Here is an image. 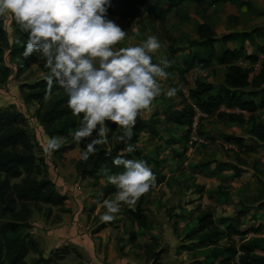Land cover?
<instances>
[{
    "label": "rangeland",
    "instance_id": "rangeland-1",
    "mask_svg": "<svg viewBox=\"0 0 264 264\" xmlns=\"http://www.w3.org/2000/svg\"><path fill=\"white\" fill-rule=\"evenodd\" d=\"M169 1L172 0H162V3L167 5ZM174 1L178 4L164 23H159L142 9L110 12L106 18L127 34L116 48L138 46L154 35L161 48L153 54L152 62H170V67L165 69L168 76L161 81L165 92L186 84L193 86L195 82L217 89L222 84L224 70L216 64L207 70L196 68L184 79H179L176 72L182 60L196 52L190 42L196 39L198 25H209L217 37L233 31L263 30L264 0H252L254 13L230 4L212 6V0ZM0 18L7 36L0 44V112H14L24 119L22 127L29 136L32 152L44 163L39 170L67 199L61 208L29 205L30 227L23 232L32 235L42 256L47 257L53 249L66 246L70 252L60 264H88L92 258L88 257V261L85 252L90 249L98 254L96 258L101 264H120L122 260L127 264H192L194 260H203L199 253L204 246L199 243L194 230L198 217L204 213H210L218 225L223 219H230V224L239 231V235L221 241L222 245L232 243L239 249L244 242L264 239V145H258L246 135L253 121L264 122V109L259 108L254 114L247 112L242 124L216 118V114L204 115L196 128L197 141L189 144L183 143V129L163 125L164 113L181 108L182 97L177 93L171 98L163 94L157 97L151 111H145L141 118L147 122L155 121L158 136L142 133L137 143L140 155L134 158L146 161L156 177L155 187L135 206L146 217V226H139L128 214L130 208L123 204L114 220L101 222L99 217L104 209L99 208L98 203L113 197L104 198L102 192L111 184L102 175L98 180L78 175L76 165L82 152L79 147L68 152L56 150L50 155L43 151L48 138L59 136L48 135L38 121V103L24 101L27 90L23 87L44 79L49 70L44 67L43 59L34 54L25 59L24 72H18L20 61L24 59L22 52L15 54L12 50L18 36L11 17ZM256 44L260 53L264 49V39H258ZM247 49V53L251 52L249 45ZM260 98L261 94L257 92L248 99L258 107ZM42 105L44 110L48 101ZM240 136L245 137L246 143L255 151L253 154L240 151L234 141L227 140ZM71 140V134L63 138L61 147ZM100 146L109 148L111 141ZM234 169L242 172L240 177L235 178ZM74 243L79 248H72ZM36 258L37 255L30 253L25 260L30 262ZM233 260L237 262L236 257Z\"/></svg>",
    "mask_w": 264,
    "mask_h": 264
},
{
    "label": "trees",
    "instance_id": "trees-1",
    "mask_svg": "<svg viewBox=\"0 0 264 264\" xmlns=\"http://www.w3.org/2000/svg\"><path fill=\"white\" fill-rule=\"evenodd\" d=\"M177 4L174 0L169 1L167 5H164L162 0H110L106 16L110 12H119L125 9H142L159 23H164L166 17ZM210 4L212 6L230 4L237 9L245 8L249 12L253 11L251 4L242 0H212ZM11 20L18 36V41L12 50L18 54L24 51L27 34L21 32L19 26L12 18ZM254 35L264 38V31L256 29L250 33H232L221 37L219 42L225 49L220 55H217L215 44L218 41L214 30L204 23L198 25L196 39L190 42L191 46L196 47V52L185 57L181 66L176 69L179 79H184L187 73L196 68L209 69L213 61L226 67L223 87L217 95L211 94L213 91L211 85L198 82H195L194 87L188 92V98L203 115L210 116L216 113L217 118L242 124L243 117L241 115L221 113L219 112L220 108L239 109L251 114H254L259 108L264 109V59L260 62L259 71L251 78L249 77L250 69H243L236 65L240 60H246L250 64L257 62V55H247L244 50L245 41L252 40ZM6 39L3 21L0 18V44L1 42L4 43ZM231 42L237 43L238 48H227ZM263 53L264 49L260 51V54ZM26 65L27 61L21 60L18 72H24ZM23 89L27 90L23 96L25 102L38 103L40 107L37 112L38 121L45 127L49 136L68 138L70 132L79 127V120L82 119V115L80 118L72 116L71 110L67 107V97L58 85L54 83L51 92L48 93L45 79H41L32 85H24ZM177 89V94L183 99L182 107L181 109L166 111L163 115V122L169 126L186 128L184 138L187 139L194 110L186 102L180 89ZM246 89L251 91L243 92ZM257 92L261 94L258 107L252 99H248ZM46 100L48 105L43 110L42 104ZM23 122L24 119L14 112H0V264H60L69 253L66 248L51 251L49 256L44 257L34 238L29 233L23 232L30 227L28 224L30 204L61 208L67 200L65 196L56 191L54 184L46 179L39 170V166L44 165V163L37 160L33 154L29 136L22 127ZM155 125V121L147 122L141 116L137 118L131 140L135 146V151L131 154H125L124 158L139 157L137 148L139 136L142 133L157 136ZM108 127L110 131L107 140L111 141V146L104 148L97 145L95 153L90 155L87 161H82L79 158L76 172L80 177L98 180V172L102 167L107 168L109 174L120 173L124 170L122 167H114L112 164V159L125 147L116 138L122 133L117 132L114 124L109 123ZM246 134L264 145V122L255 123L253 121ZM95 135L94 132L93 138ZM227 140L234 141L240 151L254 152L253 149L243 146L241 138ZM87 142L84 140L77 145L71 140L68 145L60 147L57 152H68L75 147H79L83 151ZM234 173L235 178H238L241 171L234 169ZM38 176L41 178L38 179ZM16 180L19 181L18 184L12 183ZM115 191L116 189L112 185H107L102 190L105 198L113 195ZM18 208L19 210H17ZM127 212L139 226H146V217L138 207L135 210L127 209ZM221 222L223 223L216 224L210 213H204L198 217L194 233L198 235L199 243L204 246V250L199 253L203 260H194L192 264H204L203 261L208 260L213 262L209 264H264V239L255 238L244 242L239 249H236L232 243L222 245L221 241H228L233 235L240 233L230 224V219L225 218ZM30 253L37 255V258L26 262L25 258ZM235 257L237 262L233 260Z\"/></svg>",
    "mask_w": 264,
    "mask_h": 264
},
{
    "label": "clouds",
    "instance_id": "clouds-1",
    "mask_svg": "<svg viewBox=\"0 0 264 264\" xmlns=\"http://www.w3.org/2000/svg\"><path fill=\"white\" fill-rule=\"evenodd\" d=\"M109 6L110 0H0V17H11L27 34L23 58L38 54L49 70L44 77L47 92L55 83L66 95L72 116L82 115L79 127L70 133L77 145L88 141L80 159L87 161L97 145L107 143L109 123L122 133L116 138L125 147L112 164L124 170L109 174L102 167L98 172L116 189L112 198L98 203L104 209L99 219L105 223L114 220L122 204L135 210L140 198L155 187L156 177L146 161L124 157L135 151L131 140L137 118L151 111L160 95L171 98L178 91L162 89L170 62H152L161 48L156 36L138 46L116 48L127 34L106 18ZM62 141L48 138L43 151L52 154Z\"/></svg>",
    "mask_w": 264,
    "mask_h": 264
},
{
    "label": "crops",
    "instance_id": "crops-1",
    "mask_svg": "<svg viewBox=\"0 0 264 264\" xmlns=\"http://www.w3.org/2000/svg\"><path fill=\"white\" fill-rule=\"evenodd\" d=\"M242 1H247V2H249L250 4H251V6H252V9H253V11H251V12H249V11H247L245 8H241L240 10H245V11H247V12H249V13H254L255 12V7H254V5H253V3H252V0H242ZM261 15H264V13L262 12V14ZM254 30H256V29H251V30H247V31H233V32H230V33H228V34H232V33H250L251 31H254ZM257 30H259V29H257ZM261 31H264V29L262 30V29H260ZM228 34H226V35H228ZM216 35V34H215ZM223 36H225V35H223ZM223 36H221V37H223ZM221 37H217L216 36V40L218 41L216 44H215V52H216V54L217 55H220V53L225 49L221 44H220V39H221ZM258 39H264V38H259V37H257V35H254L253 36V38H252V40H249V41H245V43H244V50H245V53L247 54V55H252V54H254V55H257L258 56V59H257V61H259V59H260V56H262V55H264V53L263 54H260V53H258V49H257V44H256V42H257V40ZM229 45H231V47L229 46ZM248 45H249V47H251V52H248L247 53V47H248ZM227 48H229V49H237L238 48V45H237V43H235V42H231V43H229L228 45H227ZM254 49V50H253ZM259 54V55H258ZM264 59V58H263ZM263 59H261V61L263 60ZM214 64H216L217 66H219V67H222L223 68V70H224V75H225V73H226V67L225 66H220V65H218L215 61H213V64H212V66L210 67V68H212L213 67V65ZM236 65L237 66H239V67H241V68H243V69H248V67L250 66V65H252V64H250L248 61H246V60H240V61H238L237 63H236ZM209 68V69H210ZM195 70V69H194ZM191 72V71H190ZM224 75H223V78H224ZM253 75H249V77L251 78ZM205 84V83H204ZM208 85H210V84H208ZM212 86V85H211ZM192 87H194V84H193V86ZM213 87V86H212ZM223 87V81H222V84H221V86L220 87H218L217 89H215L214 87H213V91H212V95H217L218 94V91L221 89ZM249 91H251L250 89H246V90H243V92H249ZM179 109H181V108H179ZM228 111V112H230L231 113V111H233V109H226V108H224V107H221L220 108V110H219V112H222V113H227V112H225V111ZM216 114V113H215ZM231 114H235V113H231ZM217 118V117H216ZM243 118H246V117H243ZM258 121H255V123H257ZM252 124H253V122L249 125V127H248V129H250V127L252 126ZM164 126L166 125L165 123L163 124ZM167 126V125H166ZM169 126V125H168ZM175 127H178V128H180V129H183V131H184V135L186 134V128H184V127H179V126H175ZM247 129V130H248ZM157 132V131H156ZM190 132H191V127L189 128V130H188V134H187V139H185L184 138V135H183V143H189V144H192L193 142L192 141H190V138H189V135H190ZM247 132V131H246ZM147 134V133H146ZM157 134H158V132H157ZM247 135V134H246ZM158 136V135H157ZM250 137V136H249ZM238 138H241L242 140H243V146L244 147H247V148H251V147H249L250 145H248L247 143H246V141H245V137H238ZM251 138V140H253L254 142H257L258 143V145H260V146H262L263 144L262 143H260L259 141H257L256 139H254V138H252V137H250ZM236 148L238 149V147L236 146ZM252 148H255V147H252ZM256 151H257V149H256ZM255 152V151H254ZM253 152V153H254ZM253 153H249V154H253ZM242 173V172H241ZM241 175V174H240ZM240 177V176H239ZM111 196V195H110ZM105 198V197H104ZM107 198V197H106ZM31 235V234H30ZM32 236V235H31ZM73 242H74V240H73ZM75 244V243H74ZM63 248H66L67 250H68V248L65 246V247H63ZM63 248H61V249H63ZM72 248H79L78 247V245L77 244H75ZM56 249H59V248H56ZM56 249H53V251L54 250H56ZM83 251H84V249H83ZM68 252H70L69 250H68ZM86 252L88 253V254H86ZM85 252V255H87L86 257H87V260L89 261V258L88 257H91L92 258V260L90 261V263H88V264H101L100 263V261H98V259L96 258L97 256H98V254L97 253H94L93 252V250L92 249H90V251H86ZM50 254V253H49ZM68 255H69V253H68ZM67 255V256H68ZM92 255V256H91ZM67 256H65V258L67 257ZM64 258V259H65ZM64 261V260H63ZM87 261V262H88ZM121 262V261H120ZM119 262V263H120ZM86 264V263H85Z\"/></svg>",
    "mask_w": 264,
    "mask_h": 264
},
{
    "label": "built area",
    "instance_id": "built-area-1",
    "mask_svg": "<svg viewBox=\"0 0 264 264\" xmlns=\"http://www.w3.org/2000/svg\"><path fill=\"white\" fill-rule=\"evenodd\" d=\"M264 58V55L260 56V59L259 61H257L256 63L250 65L248 67V69L251 70V73L250 75H254L256 74L259 69H260V62H261V59ZM193 87L190 86V85H183L181 86L179 89H180V92L182 94V96L184 97V99L186 100V102L193 108L194 110V116H193V119H192V123H191V132H190V135H189V138H190V141L192 142H196L197 141V137H196V128L198 126V121L200 120L201 117H203L204 115L193 105V103L190 101V99L188 98V92L189 90H191ZM225 111V110H224ZM227 113H230L228 111H225ZM231 113H235L237 115H241L242 117H247L248 116V113L245 112V111H241L239 109H233V111H231Z\"/></svg>",
    "mask_w": 264,
    "mask_h": 264
}]
</instances>
